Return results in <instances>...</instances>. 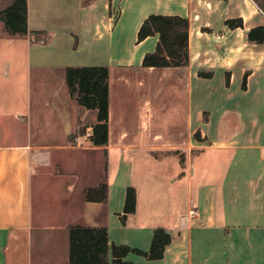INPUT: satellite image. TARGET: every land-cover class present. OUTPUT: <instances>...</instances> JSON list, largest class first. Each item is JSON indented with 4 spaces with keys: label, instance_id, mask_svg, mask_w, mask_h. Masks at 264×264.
I'll return each instance as SVG.
<instances>
[{
    "label": "crops",
    "instance_id": "1",
    "mask_svg": "<svg viewBox=\"0 0 264 264\" xmlns=\"http://www.w3.org/2000/svg\"><path fill=\"white\" fill-rule=\"evenodd\" d=\"M259 1L28 0L27 34L0 22V264H70L77 225L144 251L165 228L164 258L146 264H264V40L249 38L264 27ZM152 14L189 20L187 66L143 67L159 42H138ZM88 66L109 68L105 145L93 140L98 111L67 83L68 68ZM161 152L177 162L167 218L133 182L151 179L144 160ZM130 186L137 208L124 223Z\"/></svg>",
    "mask_w": 264,
    "mask_h": 264
},
{
    "label": "trees",
    "instance_id": "2",
    "mask_svg": "<svg viewBox=\"0 0 264 264\" xmlns=\"http://www.w3.org/2000/svg\"><path fill=\"white\" fill-rule=\"evenodd\" d=\"M264 0L260 5L264 8ZM28 0H9L0 9V22L4 23L8 35L27 34ZM229 26L237 28L243 25L241 19L228 21ZM159 35V42L154 52L147 53L143 60L145 68H167L187 66L189 64V20L177 15L152 14L143 22L138 42L150 36ZM249 38L252 41L264 40V27L253 29ZM67 83L71 94L79 103L89 109L98 111V123L94 125L93 140L97 145H105L109 141L110 118V86L109 68L88 66L70 67L67 69ZM200 138V132L196 133ZM102 198L107 197V187L102 190ZM92 192L89 199L93 200ZM137 208V190L130 186L122 221L135 213ZM70 264H110L109 251L113 260L111 264H131L126 260L130 253L144 256L149 260H160L165 256L171 244V234L165 228H157L154 232L152 245L148 251L134 248L126 244H109V233L106 227L94 228L73 226L70 230Z\"/></svg>",
    "mask_w": 264,
    "mask_h": 264
},
{
    "label": "rangeland",
    "instance_id": "3",
    "mask_svg": "<svg viewBox=\"0 0 264 264\" xmlns=\"http://www.w3.org/2000/svg\"><path fill=\"white\" fill-rule=\"evenodd\" d=\"M8 1L9 0H0V9L2 7H4ZM1 35H2V31L0 30V36ZM124 50L126 52L129 51V49H127V47H125ZM130 51H131V49H130ZM211 132L214 133V131H211ZM229 132L231 133L232 131H220L222 136L227 135ZM195 139H196V136H194V134H193V142ZM153 156L155 157V161H153L154 159H152V158L149 160H146V159L144 160L145 168L148 169L146 171L149 173V169L152 168V170H153V173L150 174L151 179L150 180L147 179L143 182L142 181L143 179L141 177L142 175L140 176V174H139L133 180V182H135V184H137L139 186H140L141 182L144 184V187H141L142 188L141 198H142L143 204L145 205V208L147 205L148 197L151 196L152 192H154L158 196V198L160 199L159 210L156 211V214L167 218L170 215L169 210H168L169 206H170V201H169L170 193L168 191V187L170 184L169 181H170V176H171L170 174H172L176 170L177 167H175V165H177V162L175 164V162H173V160H172L171 155L166 153V152H164V153L161 152L158 156H156V155H153ZM140 157L142 159L143 156L140 154L139 160H140ZM195 165L197 166V164H195ZM52 187H54V186H51L50 188H52ZM53 189L54 188H52V190ZM41 195H43V193L41 194L39 192V189L36 188L35 189V195H34L35 202L38 201V199ZM46 195H48V194H46ZM44 197H45V195H44ZM51 199L54 201V197H52ZM149 217H150L149 212L147 211V214H146L143 210V217H141L142 220H144V222L146 220L148 221V220H150V219H148ZM141 244H143V243H141ZM141 246H143V245H141ZM139 256H140V258L136 264L148 263V262H146L148 260H145L144 256H141V255H139Z\"/></svg>",
    "mask_w": 264,
    "mask_h": 264
}]
</instances>
